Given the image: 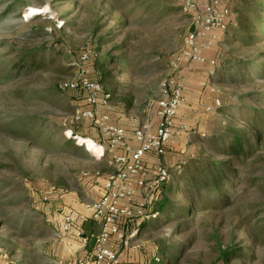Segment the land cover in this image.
<instances>
[{
    "label": "rangeland",
    "instance_id": "374dc122",
    "mask_svg": "<svg viewBox=\"0 0 264 264\" xmlns=\"http://www.w3.org/2000/svg\"><path fill=\"white\" fill-rule=\"evenodd\" d=\"M184 1L0 0V124L8 125L18 117L36 121L28 126L32 140L0 131V258L4 262L46 264L45 244L53 235L54 223L60 221L56 214H63L62 208L69 206L63 201L69 198L65 194H77L89 207L94 200L88 199L84 183L112 167L107 154L98 158L96 153L102 151L80 143L85 142L83 139L100 141L89 131L84 134L82 123L76 124L79 99L72 91H59L57 83L79 73L81 57L87 51L96 53L98 59L107 52L126 55L129 63L107 68L110 74L104 86L138 119L157 123L162 82L171 75V61L194 29L191 16L182 9ZM226 1L234 16L231 2L236 0ZM232 33L231 28L218 33L221 54L211 66L213 75L199 80L200 87L209 95L221 97L223 104L211 110H195L189 120L191 127L187 125V133L178 139L181 147L169 169L196 154L198 140L220 129L231 114L239 125L246 126L245 121L253 119L248 109L264 111L263 102L246 96L250 91L264 93V69L250 74V80H229L241 67L240 61H264V35L259 33L261 39L245 46L230 42ZM100 37L103 40L99 41ZM22 63L25 67L20 70L16 65ZM189 66L181 67L187 79L192 76L187 70L194 71L196 64ZM124 96L130 100V107L121 100ZM38 121L46 125L40 126ZM75 124L85 137L69 136ZM258 155L264 157L263 147ZM259 165L256 162L245 170V182L236 189L233 204L224 210L184 218L175 212L171 214L175 218L141 232L134 221L128 233L136 231L130 240L139 243L144 263L150 264L156 255L163 262L161 251L165 250L169 259L163 264H218L220 245L250 246L246 228L255 222L254 218L249 220V203L256 204L255 211L264 206V173ZM174 199L185 202L181 195ZM158 221L156 218L153 223ZM180 221L185 222L184 230L177 232ZM244 221H250L245 229ZM259 237L253 247L255 257L244 260V264H264V234Z\"/></svg>",
    "mask_w": 264,
    "mask_h": 264
},
{
    "label": "built area",
    "instance_id": "2783aa9c",
    "mask_svg": "<svg viewBox=\"0 0 264 264\" xmlns=\"http://www.w3.org/2000/svg\"><path fill=\"white\" fill-rule=\"evenodd\" d=\"M182 9L191 16L194 29L185 37L181 50L171 61V75L162 82L161 98L157 103L156 129L151 131L145 126L136 128L133 132L136 145L127 141L125 127L112 123L108 114L98 110V106L110 103L111 93L106 91L100 82L91 79L90 70L86 66L92 54L90 51L81 57L79 73L59 84L62 91H80L85 94L89 108H79L75 121L89 119L93 122L104 138V141L99 143L103 152L97 157L102 158L107 154L110 164L115 166V170L109 173L104 181L102 196L89 206L92 211L91 218L99 225V231L87 233L78 229L76 232L84 245L94 242L93 264L117 263L119 253L113 239L129 243L136 232L133 230L128 233L129 223L156 217V214L148 213L147 202L135 206L131 205V202L139 191H146L152 196L155 189L171 177L169 167L161 161L150 168L148 157L165 155L169 147L186 130L185 125H179L177 122L178 112L186 103L187 74H184L181 67L187 64L193 68L196 63L206 62V49L218 38V33L228 31L231 25V8L226 0H185ZM210 64L215 65L216 59L210 60ZM211 90L215 91L214 88ZM222 104L221 97L217 96L207 110L221 107ZM69 136L78 138V135H73L72 129ZM62 210L64 213L59 228L61 235L69 234L79 219L86 218L74 209Z\"/></svg>",
    "mask_w": 264,
    "mask_h": 264
},
{
    "label": "trees",
    "instance_id": "16d2710c",
    "mask_svg": "<svg viewBox=\"0 0 264 264\" xmlns=\"http://www.w3.org/2000/svg\"><path fill=\"white\" fill-rule=\"evenodd\" d=\"M232 10L234 25L229 27L233 32L231 37L229 36L230 42H239L245 46L254 45L261 39L259 33L264 35V0H236ZM101 40H103V37L99 38V41ZM97 56L96 53H92L86 62V66L90 70L91 79L100 82L103 86L108 80L110 71L107 68L110 65L120 66L129 63L126 55L114 56L111 52H107L103 59H98ZM239 65L241 67L235 69L229 79L232 82L238 79L250 80L252 78L250 74H258L260 69H264V61L259 63L244 59L240 61ZM16 67L21 70L25 65L23 63L17 64ZM254 69L255 71H252ZM57 89L62 91L59 88V83H57ZM104 89L108 91L105 86ZM71 93L79 99L78 105L81 109L89 108L83 92L72 91ZM246 96L264 103V93L261 91H250ZM111 100H115L112 93ZM121 100L127 102L128 107H130L131 104L128 98L124 96ZM117 102L121 101L117 100ZM248 112L253 114V119L246 120V126L239 125L236 122L234 113L231 114L229 119L225 120L224 124L220 126V129L212 130L205 137L198 140L196 154L186 158L174 169H169L170 179L155 189L151 196L152 199L147 205L148 213L156 214V217L137 220V231L141 232L144 228H155L158 224L175 218L171 215L175 212H180L179 218H184L210 210H224L233 204L236 189L247 178L245 170L248 167L260 162L259 169L264 173V157L258 155L260 149L264 148V111L253 107L248 109ZM260 115H262L261 118ZM35 122L31 117H18L12 119L8 125L0 124V131L6 130L18 138L32 140L28 126ZM75 122L77 125L83 124L84 134L89 131L98 141H104L102 133L91 120L82 119ZM37 124L43 127L46 125L44 121H38ZM76 124L74 127L71 126L73 135L85 137L82 132L76 129ZM13 125L16 127H13ZM262 180L264 181V175ZM176 194L183 196L185 202L181 203L175 200L174 196ZM249 208L252 211L249 220L251 221L254 218L255 223L248 228L250 221L248 223L244 221L242 228L247 227L248 236L246 240L250 241L251 245L248 247H244L245 245L236 247L231 243L225 245V247L220 245L218 247V264H234L238 259L243 261L237 264H244V260L255 257L254 244L259 240V236L264 234V206L255 211L256 204L249 203ZM156 218L159 220L158 223H153ZM184 225L185 222L180 221L176 231L182 232ZM215 238L217 239V236ZM244 242L242 241L243 244ZM249 250L252 253H249ZM161 256L165 260L168 258L165 250L161 251ZM164 259L161 262L159 256L156 255L151 257L150 264H163L165 263Z\"/></svg>",
    "mask_w": 264,
    "mask_h": 264
},
{
    "label": "crops",
    "instance_id": "0c3cea01",
    "mask_svg": "<svg viewBox=\"0 0 264 264\" xmlns=\"http://www.w3.org/2000/svg\"><path fill=\"white\" fill-rule=\"evenodd\" d=\"M233 4L234 3L231 2V7L233 6ZM230 19L232 25L233 16H231ZM218 40L219 38L214 40L211 44L212 47L207 50V61L196 63L194 71L189 72L192 76L189 79H187L188 76L186 77V103L178 112L177 122L179 125H185L186 128L188 125V129L191 127V125L189 126V120H192V118H194L193 113L195 112V110H198L201 107V111H206L208 106L213 105L214 99L215 97H217V95H209L207 89L203 90L199 85V80L207 78L209 74L213 75L210 60L218 59L219 55L221 54L220 49L217 45ZM98 110L101 113L108 114L112 123L125 127L127 130V141L133 145L137 144V142L134 140L133 135V132L136 128L145 126L149 130L155 131L157 126L156 122L152 124L147 121H141L132 112L128 111L123 103L117 102L115 100H111L108 105L98 106ZM187 110H189L188 113H186ZM181 119H183V121H181ZM186 133L187 132L184 131L181 136L185 135ZM181 136H179L175 140V142L169 147L166 154L162 157L149 156L148 166L152 168L156 165L157 162L161 161L166 166L171 167L174 164L175 157L176 155H178V151L181 147V145H179L180 140H178ZM187 143L190 146L195 145L193 141H188ZM111 166L112 167L110 171H103L100 175L93 177L94 179L90 178L86 183H84L88 188L86 194L89 200L93 201L99 199L102 196L104 181L108 174L115 170V166ZM65 196L69 197L66 198L67 200H63L65 203H67V205H69L67 209H74L80 214L85 215L86 218L79 219L76 225L71 229V232L69 234L61 235L59 233V228L62 223L63 214H56L60 217V224L54 223L53 225V235L51 239L45 244L43 255L45 259L43 260V262H45L46 264H78L81 262H85L86 264H93L94 242L91 241L88 245H84L82 240L77 237L76 232L78 229H83L87 233L98 232L100 227L95 221L92 220L91 208L85 205L83 200H81L82 198H80L75 193H68L65 194ZM149 197L151 201L152 197L150 194H148L146 191H139L138 195H136L134 200L131 202V205L135 206L141 202L149 203ZM133 225L134 223L132 221L129 228L134 227ZM113 242L116 244V249L119 253L118 262L114 264H146L144 263L145 257L141 252H139V245H137L139 243L135 242L134 240H130L129 243L125 244L124 242L118 240L116 241L115 239H113ZM146 256H148V254H146ZM0 264L8 263L4 262L1 257Z\"/></svg>",
    "mask_w": 264,
    "mask_h": 264
},
{
    "label": "bare ground",
    "instance_id": "6f19581e",
    "mask_svg": "<svg viewBox=\"0 0 264 264\" xmlns=\"http://www.w3.org/2000/svg\"><path fill=\"white\" fill-rule=\"evenodd\" d=\"M79 138V137H78ZM85 142H81L80 141V143H86L87 145H88V147L91 149V147H90V145L91 146H94V148L96 147V149H98V150H100V151H102L103 152V149H102V147L98 144V143H96L93 139H83ZM96 144H98V147H97V145ZM102 152L101 153H96L97 155H101L102 154Z\"/></svg>",
    "mask_w": 264,
    "mask_h": 264
}]
</instances>
